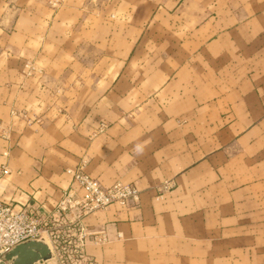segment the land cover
Wrapping results in <instances>:
<instances>
[{"label":"crops","instance_id":"0c3cea01","mask_svg":"<svg viewBox=\"0 0 264 264\" xmlns=\"http://www.w3.org/2000/svg\"><path fill=\"white\" fill-rule=\"evenodd\" d=\"M50 1L0 0V200L83 168L141 194L85 220L96 264H264V0Z\"/></svg>","mask_w":264,"mask_h":264},{"label":"built area","instance_id":"2783aa9c","mask_svg":"<svg viewBox=\"0 0 264 264\" xmlns=\"http://www.w3.org/2000/svg\"><path fill=\"white\" fill-rule=\"evenodd\" d=\"M49 4L56 10L62 5V0H51ZM7 172L4 169V173ZM70 174L72 186L59 194L54 209L46 214L32 209L18 210L0 200V262L16 246L26 241L40 240L47 234L59 264H96L86 248L90 243L102 244L107 239L90 233L85 220L114 205L124 208L137 205L141 194L135 186L121 182L104 186L87 175L83 168ZM162 197L163 191H160L158 198ZM70 251L76 257V262L63 261V254Z\"/></svg>","mask_w":264,"mask_h":264},{"label":"water","instance_id":"95a60500","mask_svg":"<svg viewBox=\"0 0 264 264\" xmlns=\"http://www.w3.org/2000/svg\"><path fill=\"white\" fill-rule=\"evenodd\" d=\"M54 257L52 248L44 239L30 240L6 253L0 264H40L49 262Z\"/></svg>","mask_w":264,"mask_h":264},{"label":"rangeland","instance_id":"374dc122","mask_svg":"<svg viewBox=\"0 0 264 264\" xmlns=\"http://www.w3.org/2000/svg\"><path fill=\"white\" fill-rule=\"evenodd\" d=\"M44 240L49 244V246L52 248V251H53V247H52V244H51V241H50V239L49 238H47V237H44ZM55 255V254H54ZM57 257H56V255H55V257H54V259L53 260H51V261H49V262H45V263H52V264H59V261H58V259H56ZM76 257L71 253V251L70 252H66V254H63V261H65V262H76ZM41 264H44V262H41Z\"/></svg>","mask_w":264,"mask_h":264}]
</instances>
